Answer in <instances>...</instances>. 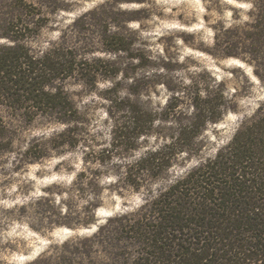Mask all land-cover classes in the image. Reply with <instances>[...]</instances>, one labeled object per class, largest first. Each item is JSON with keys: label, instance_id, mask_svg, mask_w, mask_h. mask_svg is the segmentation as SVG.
Segmentation results:
<instances>
[{"label": "rangeland", "instance_id": "rangeland-1", "mask_svg": "<svg viewBox=\"0 0 264 264\" xmlns=\"http://www.w3.org/2000/svg\"><path fill=\"white\" fill-rule=\"evenodd\" d=\"M66 1L72 11L59 13L54 30H44L34 48L57 41L76 17L96 9L94 19L85 21L94 23L106 12L108 29L123 38L128 50L107 53L95 43L98 51L92 53L89 45L78 43L87 59L106 60L109 67L86 79L64 80L61 86L75 115L37 118L22 127L17 154L0 156V210L9 211L10 218L0 228V264H23L51 243L90 236L107 219L139 209L174 180L213 158L264 103V58L252 62L241 50L237 56L224 55L234 50L225 38H238V48L247 44L246 24L254 9L263 8L264 0ZM130 16L138 20L126 22ZM89 27L87 35L97 42L101 27ZM222 92L230 108L224 116L216 123L188 128L194 98L208 96L217 106ZM131 112L140 116L134 131L128 122ZM121 129H126L127 138L120 145L114 139ZM176 136L185 152L166 149L168 168L155 162L137 171L142 157L174 143ZM27 142L42 143V157L30 161L21 156ZM130 170L138 172L133 185L125 178ZM81 171L86 183L93 172L104 175L94 224L35 230L36 222L19 217L21 206L50 196L57 204L62 200L71 206L74 222L85 220L94 200L90 184L84 192L73 188Z\"/></svg>", "mask_w": 264, "mask_h": 264}, {"label": "trees", "instance_id": "trees-1", "mask_svg": "<svg viewBox=\"0 0 264 264\" xmlns=\"http://www.w3.org/2000/svg\"><path fill=\"white\" fill-rule=\"evenodd\" d=\"M71 9L66 0H0V156L17 154L22 127L37 118L75 115L61 86L64 80L76 76L86 79L92 72L109 67L106 60L87 59L78 43L89 45L92 53L98 51L95 43L107 53L128 50L123 38L108 29L106 12L94 23L85 21L91 16L94 19L96 9L76 17L57 41H48L44 49L34 48L44 30H54L55 17ZM255 10L246 24L247 44L238 48V38H225L226 45L234 48L225 56H237L241 50L252 62L264 58V5ZM137 20L130 16L125 21ZM91 25L101 27L97 42L87 35ZM214 45H218L217 35ZM220 98L216 106L210 97L197 95L188 128L218 122L230 109L224 92ZM131 113L128 122L134 131L140 116ZM126 138V129H121L114 140L121 145ZM181 141L176 136L174 143L148 152L135 168L139 171L155 162L168 168L170 158L165 150L185 152ZM23 148L20 155L30 161L42 157L40 142H27ZM132 171L125 178L133 185L138 172ZM85 177L83 171L78 172L72 182L81 192L86 184L91 185L94 203L82 222L72 220L67 202L57 204L50 196L21 206L19 217L36 222L32 226L35 230L94 224L104 175L93 172L87 183ZM8 212L0 210V228L10 219ZM23 264H264V103L213 158L174 180L139 209L107 219L90 236L51 243Z\"/></svg>", "mask_w": 264, "mask_h": 264}, {"label": "snow or ice", "instance_id": "snow-or-ice-1", "mask_svg": "<svg viewBox=\"0 0 264 264\" xmlns=\"http://www.w3.org/2000/svg\"><path fill=\"white\" fill-rule=\"evenodd\" d=\"M230 2H231V0H230Z\"/></svg>", "mask_w": 264, "mask_h": 264}]
</instances>
